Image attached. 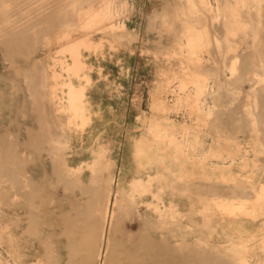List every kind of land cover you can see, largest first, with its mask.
Instances as JSON below:
<instances>
[{
    "label": "rangeland",
    "instance_id": "rangeland-1",
    "mask_svg": "<svg viewBox=\"0 0 264 264\" xmlns=\"http://www.w3.org/2000/svg\"><path fill=\"white\" fill-rule=\"evenodd\" d=\"M0 264H264V0H0Z\"/></svg>",
    "mask_w": 264,
    "mask_h": 264
}]
</instances>
